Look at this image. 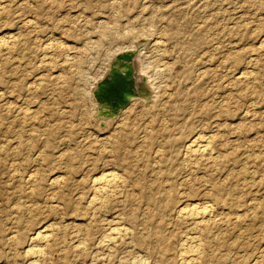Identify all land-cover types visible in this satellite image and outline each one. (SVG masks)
Returning a JSON list of instances; mask_svg holds the SVG:
<instances>
[{"label": "rangeland", "instance_id": "rangeland-1", "mask_svg": "<svg viewBox=\"0 0 264 264\" xmlns=\"http://www.w3.org/2000/svg\"><path fill=\"white\" fill-rule=\"evenodd\" d=\"M130 50L152 95L96 115ZM192 245L264 264V0H0V264H190Z\"/></svg>", "mask_w": 264, "mask_h": 264}, {"label": "bare ground", "instance_id": "bare-ground-1", "mask_svg": "<svg viewBox=\"0 0 264 264\" xmlns=\"http://www.w3.org/2000/svg\"><path fill=\"white\" fill-rule=\"evenodd\" d=\"M143 41H140L136 44V46L138 47H141L142 46ZM158 45V43H157ZM62 47V46H61ZM134 50H130V51H126V52H132V57L129 61H127V64L128 66H123V67H118L119 68V72L117 73V76L120 78V83L122 84L123 88H124V96H126L128 98V101H132V100H136V99H139L143 102H146L148 100V98L152 95V87H151V82H149V79L151 78H148L146 77L147 74L146 73V70L144 72V70L142 69V67L140 65H143V64H139V60H138V56H137V51L136 52H133ZM134 54H135V58L132 59L134 57ZM137 56V57H136ZM116 59V58H115ZM114 59V60H115ZM113 65V64H112ZM112 65L110 67V70L107 74L106 77L109 76L110 74V71H111V68H112ZM116 66H118V64H116ZM148 73V72H147ZM145 74V75H144ZM139 82H143L144 84V87L147 91V95L146 96H143V95H139L136 91V87H137V84ZM157 84V83H156ZM155 84V85H156ZM98 84L96 85L95 89L97 88ZM153 86V85H152ZM154 87V86H153ZM94 89V90H95ZM131 89L133 91H131ZM155 89V88H154ZM151 90V91H150ZM97 102V101H96ZM133 102V101H132ZM109 109L110 110V107L107 106V105H103V104H99L97 109H96V115L98 116H103L105 118H111L110 116L106 117L105 115V112L103 109ZM101 109V110H100ZM200 136V135H198ZM192 137V136H191ZM204 137V136H203ZM201 138V136H200ZM210 138V137H209ZM204 140H206V138H204ZM191 142V141H190ZM208 142V141H206ZM204 144L203 140L200 139L199 140V137H196L192 142L191 144H189L187 147L189 149L193 148L196 144V149H192L193 152H194V156H206L208 155L209 156V153H212L210 152V149L208 148V145ZM195 143V144H194ZM209 144V143H208ZM193 146V147H192ZM188 150V149H187ZM191 151V150H190ZM212 151V150H211ZM188 152V151H187ZM190 153V152H189ZM115 179V176H114V173H103L101 174L99 177H97L96 179L93 180V182L95 184H97V190L99 191L100 194H108L107 191H110L111 190V187H112V184L116 183L114 181ZM97 193V195L99 194ZM111 193V192H110ZM100 197V195H98ZM98 198V197H97ZM100 199V198H99ZM102 199V198H101ZM98 200V199H97ZM189 210L187 211L186 210V214L191 216L192 218H194V220H197L198 223L202 222V221H205L206 220V217H207V210L206 208H196L195 205L192 206V208H188ZM210 210V209H209ZM185 211V210H183ZM182 211V212H183ZM185 213V212H184ZM183 213V214H184ZM209 213V212H208ZM181 215V214H180ZM186 215V216H187ZM209 215V214H208ZM190 217V218H191ZM183 218V216H182ZM58 228V227H57ZM118 229V228H117ZM120 230H118L119 232ZM112 232V230H111ZM119 235V233L117 234ZM194 237V236H193ZM45 238V237H44ZM120 238V237H119ZM192 238V237H191ZM188 239V238H187ZM110 240V239H109ZM192 244V243H191ZM196 245V244H195ZM189 247V246H188ZM187 247V252L190 254L191 256V262L190 264H193V259L194 257H197L199 254H200V250L197 246H190L189 248ZM186 248V247H185ZM35 250V249H34ZM183 250V249H182ZM185 252V251H184ZM186 253V252H185ZM180 254V253H179ZM188 254V255H189ZM182 255V253H181ZM181 259V258H180ZM197 259V258H195ZM194 259V261H195ZM185 260V259H184ZM190 260V259H189ZM202 262V261H201ZM189 264V263H188ZM198 264V263H197Z\"/></svg>", "mask_w": 264, "mask_h": 264}, {"label": "water", "instance_id": "water-1", "mask_svg": "<svg viewBox=\"0 0 264 264\" xmlns=\"http://www.w3.org/2000/svg\"><path fill=\"white\" fill-rule=\"evenodd\" d=\"M131 57L132 52H123L116 55V59L113 62L109 76L103 78V80L98 83L97 88L94 90V99L99 104L110 107V110L108 108L103 109L106 116L112 115L128 102V98L124 96L125 87L123 88L122 84L120 83V78L117 76V73L119 72V66H128L127 61H129ZM116 64H118V66H116ZM131 91L133 90L131 89ZM136 91L139 95H147V91L143 82H139L137 84Z\"/></svg>", "mask_w": 264, "mask_h": 264}]
</instances>
